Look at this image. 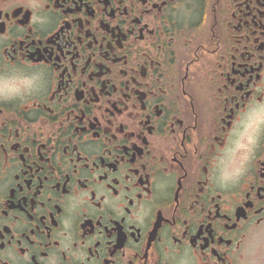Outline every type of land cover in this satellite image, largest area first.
Segmentation results:
<instances>
[{"label": "flooded vegetation", "instance_id": "flooded-vegetation-1", "mask_svg": "<svg viewBox=\"0 0 264 264\" xmlns=\"http://www.w3.org/2000/svg\"><path fill=\"white\" fill-rule=\"evenodd\" d=\"M0 264H264V0H0Z\"/></svg>", "mask_w": 264, "mask_h": 264}]
</instances>
